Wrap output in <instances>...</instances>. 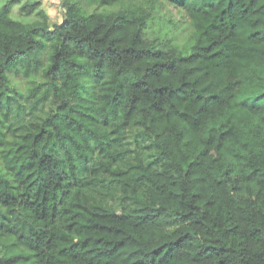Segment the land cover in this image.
I'll list each match as a JSON object with an SVG mask.
<instances>
[{
	"label": "trees",
	"instance_id": "1",
	"mask_svg": "<svg viewBox=\"0 0 264 264\" xmlns=\"http://www.w3.org/2000/svg\"><path fill=\"white\" fill-rule=\"evenodd\" d=\"M62 5L0 4V264H264V0Z\"/></svg>",
	"mask_w": 264,
	"mask_h": 264
},
{
	"label": "rangeland",
	"instance_id": "2",
	"mask_svg": "<svg viewBox=\"0 0 264 264\" xmlns=\"http://www.w3.org/2000/svg\"><path fill=\"white\" fill-rule=\"evenodd\" d=\"M7 0H0V4L4 3ZM41 2V9L45 10L48 15H49V25L53 26L54 24H58L63 20V17L65 15V10L64 7L62 5V0H40ZM15 11V16L20 17L21 16V12L20 9L18 7H16L14 9ZM171 11L173 12L174 18L176 20L179 21H183L185 19V17H183V10L180 9H176L174 7H171ZM22 84V82L20 83ZM53 107V103L51 100H49L46 104H45V109L47 111H49L50 109H52ZM130 142L132 143L133 148H137L138 144L136 142V138L134 135L130 136ZM146 155H148V152L145 151ZM114 205L116 207L120 206L119 202H115Z\"/></svg>",
	"mask_w": 264,
	"mask_h": 264
}]
</instances>
